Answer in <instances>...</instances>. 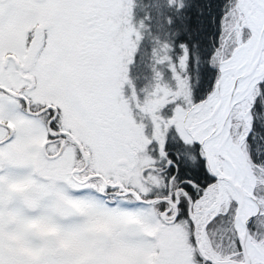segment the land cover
<instances>
[{"label": "snow or ice", "instance_id": "1", "mask_svg": "<svg viewBox=\"0 0 264 264\" xmlns=\"http://www.w3.org/2000/svg\"><path fill=\"white\" fill-rule=\"evenodd\" d=\"M0 264H264V0H0Z\"/></svg>", "mask_w": 264, "mask_h": 264}, {"label": "rangeland", "instance_id": "2", "mask_svg": "<svg viewBox=\"0 0 264 264\" xmlns=\"http://www.w3.org/2000/svg\"><path fill=\"white\" fill-rule=\"evenodd\" d=\"M98 230H104V226H100V228ZM41 231H44V232H48L49 230L48 229H41Z\"/></svg>", "mask_w": 264, "mask_h": 264}, {"label": "trees", "instance_id": "3", "mask_svg": "<svg viewBox=\"0 0 264 264\" xmlns=\"http://www.w3.org/2000/svg\"><path fill=\"white\" fill-rule=\"evenodd\" d=\"M135 71V70H134Z\"/></svg>", "mask_w": 264, "mask_h": 264}]
</instances>
